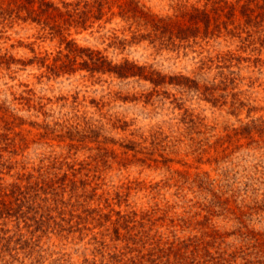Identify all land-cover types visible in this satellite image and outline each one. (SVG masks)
<instances>
[{
  "label": "rangeland",
  "instance_id": "obj_1",
  "mask_svg": "<svg viewBox=\"0 0 264 264\" xmlns=\"http://www.w3.org/2000/svg\"><path fill=\"white\" fill-rule=\"evenodd\" d=\"M45 2L0 0V264H264V0Z\"/></svg>",
  "mask_w": 264,
  "mask_h": 264
},
{
  "label": "trees",
  "instance_id": "obj_2",
  "mask_svg": "<svg viewBox=\"0 0 264 264\" xmlns=\"http://www.w3.org/2000/svg\"><path fill=\"white\" fill-rule=\"evenodd\" d=\"M42 3L41 5H46L47 8H53V10H59V8H57L56 6H54V4L52 2H45V0H40ZM47 12V9L46 11L45 10H41L40 11V15H44V13ZM62 14L60 13V16ZM50 18V17H48ZM57 29L60 31L61 30V25L60 24H55L53 26V29ZM71 44V43H70ZM90 56V60H91V64L86 61L85 64H87V66H90L91 65V70L92 71H101L102 69H104L103 67L105 65H107L108 67V71H111V72H115L116 74H118L119 76L123 77V76H127V75H130V74H134L135 72L132 70V68H129L127 67L126 65L128 63H125L124 65H112V62H109L107 61L104 57L102 56H99L97 58H95V55H89ZM132 66H135V65H132ZM64 67V66H63ZM136 67V66H135Z\"/></svg>",
  "mask_w": 264,
  "mask_h": 264
}]
</instances>
